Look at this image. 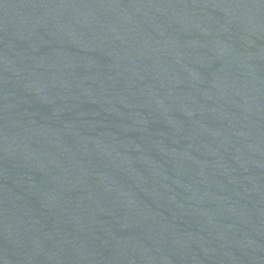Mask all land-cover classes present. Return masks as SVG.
I'll return each instance as SVG.
<instances>
[{"label": "water", "instance_id": "obj_1", "mask_svg": "<svg viewBox=\"0 0 264 264\" xmlns=\"http://www.w3.org/2000/svg\"><path fill=\"white\" fill-rule=\"evenodd\" d=\"M0 264H264V0H0Z\"/></svg>", "mask_w": 264, "mask_h": 264}]
</instances>
